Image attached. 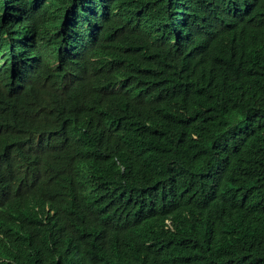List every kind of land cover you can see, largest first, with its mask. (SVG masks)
<instances>
[{
  "label": "trees",
  "instance_id": "1",
  "mask_svg": "<svg viewBox=\"0 0 264 264\" xmlns=\"http://www.w3.org/2000/svg\"><path fill=\"white\" fill-rule=\"evenodd\" d=\"M0 264H264V0H0Z\"/></svg>",
  "mask_w": 264,
  "mask_h": 264
}]
</instances>
